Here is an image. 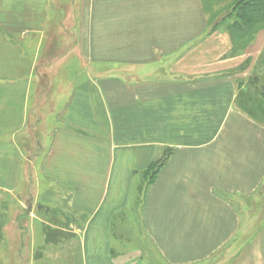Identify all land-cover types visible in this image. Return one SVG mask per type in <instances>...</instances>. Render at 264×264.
Here are the masks:
<instances>
[{"label": "crops", "instance_id": "obj_1", "mask_svg": "<svg viewBox=\"0 0 264 264\" xmlns=\"http://www.w3.org/2000/svg\"><path fill=\"white\" fill-rule=\"evenodd\" d=\"M206 1L92 0L79 52L95 66L79 73L85 59L74 60L72 77L49 26L53 0H20L11 18L26 21L0 25V130L17 146L23 124L46 126L36 154L20 153L36 188L15 223L42 219L63 264H186L219 248L230 258V242L240 243L245 222L230 198L262 183L264 126L240 107L247 56L232 53L227 29L207 32ZM27 110L44 120L32 128ZM41 195L44 219L31 207ZM73 242L75 252L65 247ZM238 249L232 264H247L245 239ZM34 253L15 257L33 264ZM250 258L261 264L259 253Z\"/></svg>", "mask_w": 264, "mask_h": 264}, {"label": "rangeland", "instance_id": "obj_2", "mask_svg": "<svg viewBox=\"0 0 264 264\" xmlns=\"http://www.w3.org/2000/svg\"><path fill=\"white\" fill-rule=\"evenodd\" d=\"M236 1L237 0H207L203 3L208 21L207 26L209 27L207 32L211 33L214 29H227L233 44L232 50L234 51H232V53L239 52L247 56L239 66L238 71L240 75H243V79L238 85L242 98L240 107L246 113L247 117L254 118L264 126V20L257 21L256 19V21L251 24H242L241 21L237 20L238 11H234L233 6ZM19 2L20 0H0V25L14 26L17 21L18 23L26 21L19 20V17L16 19L17 21L11 18L12 15L10 12L19 10L18 6H15ZM11 8L13 9L11 10ZM50 8L52 10L50 13L53 19L49 26L50 29L56 30L52 37L55 42L60 45L59 48L55 50H57L58 56H64V58H68L69 61L72 60L69 63L70 71L67 73L70 77L77 74L78 66H74V60L81 58L85 59V67H80L79 73H82L84 70V72L91 74L93 72V66L95 65L92 62H88V55L85 56L86 58L82 56L80 53L81 51L79 52V44L82 38L81 32L83 33L84 30H86V32L92 30V0H53ZM221 16L223 17L221 18ZM235 22H239L240 27L235 26ZM91 32L92 31L85 37L91 36L92 45L93 33ZM114 71L123 75L127 74L125 68H118ZM101 73L108 74L110 71L108 68H102ZM1 79L2 78H0V80ZM46 85L49 86V83H45V86ZM5 87L0 81V116L4 112L1 103L6 100L4 99L6 94H4L3 91ZM59 88L54 87L52 90L56 91ZM27 114L28 115L24 116L21 115L20 117L21 119L23 118L27 124L33 122L32 128L36 124L34 123L36 122L35 118H37V120L43 118L41 114L29 116L28 110ZM12 115L15 119L16 117L19 118V115L16 113ZM13 122L15 123L14 125L19 126L15 120H13ZM38 124L41 129L37 130L33 128L32 132L30 130L26 131L25 125L23 124L22 130L17 131L22 134V137L16 135L14 138H18L16 141L17 146L11 142L13 136L12 134L8 136L10 133L9 131L4 132L0 130V264H20L19 259L15 257L20 250H22L23 253L31 252V250L35 251L33 264H63V262H60L62 259L56 257L59 256L58 251H62L63 247L51 246L54 241L49 235L53 233L45 232V225L42 223V219L34 221L32 224L33 226L30 223V219L25 223L22 222L21 226L17 222L15 223L16 214L19 212L23 213L24 208L27 207L28 200L31 196L30 194H32V197H35L34 193L36 186L29 184L26 178V174L29 172L27 169H29L34 176L33 164L30 166V163H26L27 169L24 165L22 166L20 162V153L23 150L26 155H24L23 152L22 154L26 156V158L33 157L36 154L34 139H40L41 141L46 140V134H43L46 127L45 123L40 125L39 122ZM6 138L11 140L6 144L8 147L4 148L2 147L3 140ZM26 140L29 141L30 146L26 144ZM3 149H6L5 153H3ZM42 149L43 148L37 150V153H40ZM262 173L264 175V168ZM28 193L30 194L28 195ZM237 197L239 196H231L230 199L239 210L241 222H245L242 227L244 228V235L239 237L240 243H237V236V238L235 237L236 241L230 242V252L228 253L230 258L221 255L222 249L219 248L203 260L186 264H232L238 253L241 240L243 239H245V259L247 264H253L254 262V258H250L251 252L259 253L261 256V260L259 261L261 264H264V176L260 187H256L251 194L245 195L242 198ZM44 198H46L45 195L39 196L37 200L33 198V205L31 206L32 213H37V216L39 218L43 217V219L50 216H48V212L45 211L46 209H39L42 208L41 206L37 209L36 204L41 205L40 199ZM60 229L74 230L73 227L70 228L67 225L61 226ZM32 237L35 239L33 240L34 242H32ZM45 237L46 240L47 238L49 240L46 241ZM67 245L68 246L65 247L69 248L68 250H73V252H75L76 243H67ZM234 255L235 258L233 257ZM29 259L30 255L22 264H30ZM166 264L170 263L166 261ZM255 264H257V259H255Z\"/></svg>", "mask_w": 264, "mask_h": 264}, {"label": "trees", "instance_id": "obj_3", "mask_svg": "<svg viewBox=\"0 0 264 264\" xmlns=\"http://www.w3.org/2000/svg\"><path fill=\"white\" fill-rule=\"evenodd\" d=\"M234 11L237 12V20L242 24L248 25L256 21L264 20V0H237L234 3ZM235 26L240 27L239 22H235ZM155 166V167H154ZM159 166V163L150 165V170ZM157 169H155L156 171ZM154 171V173H155ZM152 178L149 179L151 181Z\"/></svg>", "mask_w": 264, "mask_h": 264}]
</instances>
